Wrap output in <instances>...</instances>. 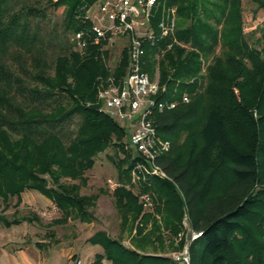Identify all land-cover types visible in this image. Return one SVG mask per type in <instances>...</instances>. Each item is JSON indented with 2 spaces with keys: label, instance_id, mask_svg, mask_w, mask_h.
<instances>
[{
  "label": "trees",
  "instance_id": "1",
  "mask_svg": "<svg viewBox=\"0 0 264 264\" xmlns=\"http://www.w3.org/2000/svg\"><path fill=\"white\" fill-rule=\"evenodd\" d=\"M14 2L0 0V200L4 209L13 198L18 206L22 193L34 191L60 213L54 224L91 223L89 209L98 196L81 195L87 183L84 174L100 153L122 149L120 141L127 135L123 127L98 111L96 88L107 77L123 74L127 51H122L111 69L104 59L106 51L89 43L80 54L73 51L71 40L60 45L61 52L51 66L45 59L39 24L31 29L33 10H23L22 5L14 11ZM253 2L264 10V0ZM239 3L161 0L153 9L154 31L158 32L156 23L171 9L176 15L175 31L153 46L144 45L143 70L150 78L158 70L171 97L175 82L198 75L201 58L214 53L220 36L223 41L221 56L208 70L204 92H197V83L187 87L180 82L179 90L196 96L154 115L158 134L171 143L169 151L156 160L169 180L143 184V190L163 205L165 230L178 231L185 206L191 229L201 233L189 246L191 264H264V28L258 45L250 44L237 27L233 29L236 34L226 30L228 22L239 20ZM79 4L81 0L52 3L63 8L64 31L72 39L86 28L74 17ZM174 98L180 100L177 95ZM75 118L79 121L71 132ZM130 168L127 160L116 165L121 185L112 193L123 228L142 214L137 198L126 188ZM141 219L144 225L136 227L137 236L150 216L143 214ZM34 221L39 219L0 216L5 228ZM88 243L102 249L92 264L103 260L173 264L166 257L130 249L102 231Z\"/></svg>",
  "mask_w": 264,
  "mask_h": 264
},
{
  "label": "rangeland",
  "instance_id": "2",
  "mask_svg": "<svg viewBox=\"0 0 264 264\" xmlns=\"http://www.w3.org/2000/svg\"><path fill=\"white\" fill-rule=\"evenodd\" d=\"M56 1L15 0L12 4L14 11H17L22 5L23 10H33V15L29 19L31 29H34L36 24H39V34L43 38L46 47L45 59L51 66L55 57L61 52L60 45L72 40L71 35L64 31L63 8L52 6V3ZM206 1L211 5L220 3V0ZM239 1V20L228 22L226 30H232L231 34H236L233 29L237 27L239 29L238 33L248 39L250 44L257 42L256 45H258L257 40L264 28V10L258 8L253 0ZM208 7L215 10L212 6ZM229 37L231 38V36ZM223 49V41L220 36L219 44L215 48L214 53L208 58H201V70L198 75L175 82L171 90L172 95H177L179 98L187 95L189 102L196 96L195 93L189 92L187 89L179 90L180 82L187 87L197 83V92H204L207 85L208 70L221 56ZM73 51L83 54V51L76 47ZM117 53H114L113 57L111 56V60L113 59L115 62L111 65L113 68L119 59V52ZM107 58H109V55ZM107 58L106 56L104 57L107 65L111 68ZM152 78L168 90V85L166 82L161 81L158 70L154 72ZM166 80H171V77H166ZM233 93L237 98L239 97V91L236 87L233 88ZM94 104L98 109L100 108L97 102H94ZM86 105H90V103ZM78 121L79 119L75 118L70 125L69 130L71 132H75ZM127 141L128 135H125L120 141L122 149L108 148L103 153H100L94 159L93 168L84 174L87 183L81 189V195L98 196L95 206L89 209L92 215L91 223L70 220L65 225L54 224L53 221L60 217V213L50 201L34 191L22 193L21 203L18 206H16L17 199L13 198L9 202V207L4 209V204L0 200V216L2 218L11 220L13 217L36 216L39 219V221L22 223L11 228H5L0 223V264H25L28 260L31 262L28 264H92L95 260V255L102 253V249L99 246L89 244L88 239L98 231L105 232L107 235L121 241L124 246L141 254L163 256L168 258L173 264H182V262L174 259V255L180 254L188 241L191 226L186 208L185 206L182 208L178 231L169 232L165 230L162 222L163 205L161 202H156L157 200L153 193L143 190V184L150 186L152 181L156 179L167 180L168 178L136 179L132 174L134 153L127 147ZM122 160H127L131 166L129 171L130 182L126 185V188L134 194L138 204L142 207V214L127 228L121 226V220L114 207V198L112 196L113 191L121 185L117 180L118 171L116 165ZM125 168L127 167L125 166ZM142 194L151 196V204L147 207L143 206L140 199ZM143 214L149 215L150 221L142 234L137 236L136 227L144 225L141 219ZM134 238L135 243L132 241ZM139 245L141 247H138ZM188 255L190 258L189 248ZM189 264H191V259Z\"/></svg>",
  "mask_w": 264,
  "mask_h": 264
},
{
  "label": "built area",
  "instance_id": "3",
  "mask_svg": "<svg viewBox=\"0 0 264 264\" xmlns=\"http://www.w3.org/2000/svg\"><path fill=\"white\" fill-rule=\"evenodd\" d=\"M161 0H81L75 11V19L86 28L73 35L75 47L83 51L90 43L109 55L111 66L114 53L119 57L127 51V67L119 77L111 75L100 81L96 88L99 112L104 113L128 135L127 147L134 153L132 174L136 179L167 178L156 160L168 152L171 143L158 134L155 127L156 113L173 110L179 103H188L187 95L177 100L168 97V90L150 78L143 70L144 45L153 46L161 39L172 36L176 27L174 9L166 12L156 23L154 31L151 19L153 9ZM113 67L111 66V69ZM144 207L151 204V196L142 194ZM201 233L190 229L187 244L176 261L189 264L188 248Z\"/></svg>",
  "mask_w": 264,
  "mask_h": 264
},
{
  "label": "crops",
  "instance_id": "4",
  "mask_svg": "<svg viewBox=\"0 0 264 264\" xmlns=\"http://www.w3.org/2000/svg\"><path fill=\"white\" fill-rule=\"evenodd\" d=\"M41 196H42V195H41ZM44 198H45V197H44ZM45 199H46V198H45ZM47 200H48V199H47ZM48 201H49V200H48ZM98 254H99V253H98ZM108 262H109V261L103 260V261L101 262V264H109L110 262H109V263H108ZM28 263H31V262H29V260L25 262V264H28ZM110 264H111V263H110Z\"/></svg>",
  "mask_w": 264,
  "mask_h": 264
}]
</instances>
